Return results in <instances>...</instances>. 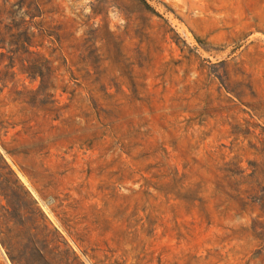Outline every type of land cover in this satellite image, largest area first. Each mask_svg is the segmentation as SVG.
Wrapping results in <instances>:
<instances>
[{"label":"rangeland","instance_id":"obj_1","mask_svg":"<svg viewBox=\"0 0 264 264\" xmlns=\"http://www.w3.org/2000/svg\"><path fill=\"white\" fill-rule=\"evenodd\" d=\"M0 39V264H264V0H0Z\"/></svg>","mask_w":264,"mask_h":264},{"label":"trees","instance_id":"obj_2","mask_svg":"<svg viewBox=\"0 0 264 264\" xmlns=\"http://www.w3.org/2000/svg\"><path fill=\"white\" fill-rule=\"evenodd\" d=\"M6 40L5 39H0V48L4 47L6 45ZM13 43L10 42L9 45H12ZM10 51V50H9ZM6 57V54L3 52H0V60L2 62V60ZM9 59H11L12 57H8Z\"/></svg>","mask_w":264,"mask_h":264}]
</instances>
